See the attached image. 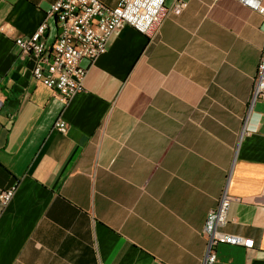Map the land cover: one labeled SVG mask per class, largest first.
I'll use <instances>...</instances> for the list:
<instances>
[{
  "label": "crops",
  "instance_id": "0c3cea01",
  "mask_svg": "<svg viewBox=\"0 0 264 264\" xmlns=\"http://www.w3.org/2000/svg\"><path fill=\"white\" fill-rule=\"evenodd\" d=\"M54 1L0 0V192L18 183L0 204V264H203L225 186L237 199L222 230L254 246L219 244L216 264H264V99L250 107L264 16L187 0L152 40L126 25L81 62L65 104L16 47Z\"/></svg>",
  "mask_w": 264,
  "mask_h": 264
},
{
  "label": "built area",
  "instance_id": "2783aa9c",
  "mask_svg": "<svg viewBox=\"0 0 264 264\" xmlns=\"http://www.w3.org/2000/svg\"><path fill=\"white\" fill-rule=\"evenodd\" d=\"M119 0L109 6L101 0H55L46 12V18L28 36L16 39L17 52L33 61L35 80L52 89L56 97L67 104L77 93L84 90L88 69L81 64L85 59L93 62L106 53L111 37L132 26L138 32L154 39L170 11L180 12L187 0ZM242 5L264 16V0H237ZM56 19L59 33L53 48L46 43L47 18ZM264 99V42L252 89L250 107ZM1 103V101H0ZM54 128L66 134L69 126L58 118ZM18 183L0 192V204L6 207L17 190ZM235 196L225 186L219 202L206 218L202 234L206 239L203 264H216L217 246L222 243L253 248L254 240L237 234L226 233L222 228L228 223L230 205Z\"/></svg>",
  "mask_w": 264,
  "mask_h": 264
}]
</instances>
